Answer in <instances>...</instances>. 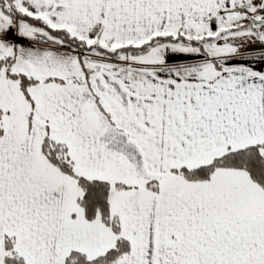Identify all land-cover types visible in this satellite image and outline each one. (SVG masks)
Listing matches in <instances>:
<instances>
[{
	"label": "snow or ice",
	"instance_id": "obj_1",
	"mask_svg": "<svg viewBox=\"0 0 264 264\" xmlns=\"http://www.w3.org/2000/svg\"><path fill=\"white\" fill-rule=\"evenodd\" d=\"M0 264H264V0H0Z\"/></svg>",
	"mask_w": 264,
	"mask_h": 264
}]
</instances>
